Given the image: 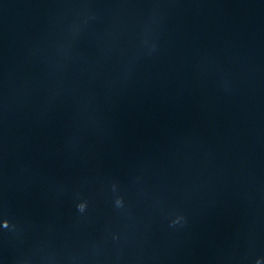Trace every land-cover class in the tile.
Returning <instances> with one entry per match:
<instances>
[{
    "label": "water",
    "instance_id": "1",
    "mask_svg": "<svg viewBox=\"0 0 264 264\" xmlns=\"http://www.w3.org/2000/svg\"><path fill=\"white\" fill-rule=\"evenodd\" d=\"M0 264H264V0H0Z\"/></svg>",
    "mask_w": 264,
    "mask_h": 264
}]
</instances>
